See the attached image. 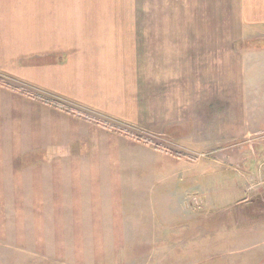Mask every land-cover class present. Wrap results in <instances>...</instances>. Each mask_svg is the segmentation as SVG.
Returning <instances> with one entry per match:
<instances>
[{
	"label": "crops",
	"instance_id": "obj_1",
	"mask_svg": "<svg viewBox=\"0 0 264 264\" xmlns=\"http://www.w3.org/2000/svg\"><path fill=\"white\" fill-rule=\"evenodd\" d=\"M9 3L0 0V264H120L116 250L127 242L164 241L149 227L151 208L120 207L125 130L177 140V148L151 146L163 164L145 175L168 178L184 176L186 162L197 166L185 147L229 145L234 120L250 129L242 98L264 95V45H244L252 30L264 41V26L253 25L264 13H210L208 25L197 13L188 21L145 13L142 74L121 13H9ZM208 159L203 176L232 178L238 166L229 154ZM125 257L139 264L141 256Z\"/></svg>",
	"mask_w": 264,
	"mask_h": 264
},
{
	"label": "rangeland",
	"instance_id": "obj_2",
	"mask_svg": "<svg viewBox=\"0 0 264 264\" xmlns=\"http://www.w3.org/2000/svg\"><path fill=\"white\" fill-rule=\"evenodd\" d=\"M9 4V13H73L79 17L84 13H94L105 20L121 13V23L128 21L122 23L127 26L124 28L127 30L124 34L130 37L127 41L136 48L138 60L142 57V65H138V73L142 74L145 13H185V21L191 19V13H197L200 18L196 19L203 25L209 24L210 13H233L237 19L238 13H264V0H10ZM253 25L264 26V22L257 21ZM252 31L244 45L248 49L264 45L263 37ZM252 84L253 88L261 91L259 80ZM255 94L248 99L242 98L244 116L250 120V129H238L240 125L234 120L229 145L196 147L199 150L185 147L198 162L197 166L186 162L184 176L147 177L146 170H151V167L160 169L163 164L153 161L151 155L164 153L137 143L125 133L128 141L122 140L123 143L127 141L128 149L122 152L124 162L121 164L122 171L128 170L124 172L127 177L115 179L119 181L124 197L120 207L138 208L141 212L146 207L151 208L153 217L149 227L154 234L163 235L165 240L158 243L127 242L126 249L119 247L116 250L115 258H121L120 264H129L131 260L132 264H138L135 259L125 257L130 253L141 256L139 264L150 256L153 257L152 264H264V219L255 223L249 220L250 226L241 219L247 213L264 212V174L259 171L264 169V130H259L264 128V95L261 96L259 91ZM250 98L254 100L250 101ZM250 104H253L252 108ZM237 107L232 106L235 111ZM125 131L145 135L144 129L127 128ZM155 140L167 149L179 147L177 140L169 134ZM215 154L231 155L233 163L241 169L237 166L233 169L235 171L228 172L232 178L221 177V174L203 176L206 172L202 171L210 163L208 158ZM146 159L151 162H146ZM244 166L248 171H242ZM116 244L111 243V247ZM107 245L110 243L106 242Z\"/></svg>",
	"mask_w": 264,
	"mask_h": 264
},
{
	"label": "trees",
	"instance_id": "obj_3",
	"mask_svg": "<svg viewBox=\"0 0 264 264\" xmlns=\"http://www.w3.org/2000/svg\"><path fill=\"white\" fill-rule=\"evenodd\" d=\"M4 82L1 78H0V83ZM78 112V111H77ZM86 118H91L90 116L86 115ZM110 129H118L119 128L115 125H107ZM129 136H131L133 139H135L137 142L139 143H143L146 145H150L155 147L158 150H163L164 147L161 146L160 144L156 143L152 138H150L149 136H145V135H138V134H134L131 133L129 131H125ZM168 153H170L171 155L181 158V159H193L192 156L188 155L185 152H181V151H175V150H168Z\"/></svg>",
	"mask_w": 264,
	"mask_h": 264
}]
</instances>
